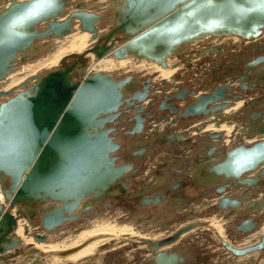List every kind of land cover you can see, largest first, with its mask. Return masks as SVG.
<instances>
[{
    "label": "water",
    "instance_id": "water-1",
    "mask_svg": "<svg viewBox=\"0 0 264 264\" xmlns=\"http://www.w3.org/2000/svg\"><path fill=\"white\" fill-rule=\"evenodd\" d=\"M41 2L0 0V83L18 64L39 57L40 41L62 39L77 29L88 33L93 42L85 53L71 55L72 61L68 63V57L62 67L29 80L20 90L0 91V190L11 206H17V215L36 219L37 227L51 234L78 222L84 212L89 219L97 213L95 206L130 189L126 182L131 166L119 162L121 146L115 141L114 128L108 127L123 97L128 96L126 100L138 108L134 118L140 120L132 135L144 131L139 111L148 98V86L140 92L132 75L85 74V65L80 64L85 55L131 57L166 68L169 59L206 38L258 41L264 34V11L253 0H108V10L101 2L96 4L100 10L83 0H51L45 8L38 7ZM214 51H200L198 56ZM225 90L224 85L218 86L192 97L193 104L181 116L221 114L228 107ZM258 137H264V130L251 138ZM224 158L209 172L236 179L258 170L264 163V139L231 149ZM157 202L161 201L144 198L141 205ZM3 210L0 205V252L19 243V239L10 240L15 220ZM190 227L160 242H149L148 252L154 254L151 264H169L168 251L161 248ZM34 238L48 240L45 235ZM225 247L235 254L248 250Z\"/></svg>",
    "mask_w": 264,
    "mask_h": 264
},
{
    "label": "flooded vegetation",
    "instance_id": "flooded-vegetation-1",
    "mask_svg": "<svg viewBox=\"0 0 264 264\" xmlns=\"http://www.w3.org/2000/svg\"><path fill=\"white\" fill-rule=\"evenodd\" d=\"M247 47L248 48L244 50L245 52L243 54L228 56L227 61H218L221 55L216 52L208 53L213 56L212 60H210L208 64H204L202 62V64H199V67H196L197 69L200 67L201 68L198 70V72L195 71L198 74L195 78H193V80L190 78L192 77L191 74L193 73V71L190 69H193V67H191L192 65L189 64L185 68L186 73L184 71L182 76H176L174 78V82L173 80H171L172 82L155 81V76L153 75H133L136 85L139 84L140 92H143L144 86H148V98L146 101L140 104L144 106V109L139 111L140 117L145 120L144 122L142 121L144 131L140 135H132V131L137 125L136 120L140 119L134 118L137 114L138 108H135L130 104L131 100H126L128 99V96L123 97V102L117 111V117L108 124V127L114 128L116 133L114 135L115 141L121 146L119 156L120 154H122V156H120L119 162L131 166L130 171L127 174L129 175L127 176L128 180L126 182L128 185L129 183L131 185V180L129 179H131L132 176L134 177V172L136 171L135 165H131V162H133L134 159L142 158L140 156V151H131V149H141L146 147H172L173 151H178L182 147L183 150L185 149L187 154H194L200 150L199 147L195 146V142L197 144L199 143L201 151L203 152V155H201L202 157L198 158V162L201 164V167L196 169L192 177H188L189 169L191 168L190 160H188L187 163H185V160L183 162L173 161L171 169L164 170L165 173L163 176L167 179V182L164 181L162 185L159 186L160 189H152L153 196L150 197V199H158L161 201L162 197L164 198V196H166L168 193L173 196L176 190L184 191L190 186L193 188V190H197L198 196L194 197L193 199L191 198L190 200L189 197L185 196L183 192H181L183 195L182 199L185 201H197L201 198L208 197L210 202L205 203V205H214L215 211L221 209H232L233 214L238 215L239 218H236L237 223L233 224V232L236 238H246L249 240L252 238V232L260 229V226L263 225L262 217L264 216V201L255 203L254 200L258 195L264 196V172H260V169H264V163L259 166L258 170L245 172L236 179L231 177L225 178L222 175H217L216 172H209L210 168H214V170L218 168L220 163L224 161L227 151L237 148L241 145L250 147L255 142L264 139V137H258L256 139L251 138L255 132L264 130V61L258 60L259 58L264 57V48H258L259 46L256 42H251V44ZM189 51L190 50H188L185 54L178 56V58L188 54ZM248 54L250 55L249 57L246 56ZM204 56H201L200 58H204ZM225 62L231 64L226 70V72L229 70L232 71L231 77H228L230 84H226L223 82V80H221L220 77L222 75L214 74L216 69L221 70L223 68V63ZM206 67L210 68L209 74L211 76L209 82L213 83L212 90L218 86L224 85L227 87V90L223 91V96L227 99L225 103H228V107L232 106L233 103H236L237 101H248L245 107L238 111V116L234 114L232 116L226 117L223 115V112L221 114L214 115L211 111L200 116H192L187 118L181 116L185 109L189 105L193 104L192 97H196L201 91H203V93L200 94L205 95L206 92L203 90V88H209V86H205V84L208 82V79H203V76L207 75L204 74ZM214 75L215 77L213 80H211ZM191 82L194 84L191 85ZM219 103L220 102H218V104ZM250 105L252 107L249 108L247 112H244V109ZM213 109L216 112L215 108H212L211 110ZM169 116H176L173 119L174 121H170L171 125L174 126L172 132V128L169 130H160L158 125L162 122H169L167 119ZM197 120H200L205 124H210L211 121V123H213L215 126H219L220 124L224 123L227 125L232 124L234 125V131L232 135L228 136V143L225 142L227 138L223 133H216L214 134L216 135L214 138H210L208 135H197V137L194 139V143L191 144L190 141L193 140V138H191V134L185 135L184 131L186 130V125H189L192 121L195 122ZM176 129H180L179 131H182V134L179 132L174 133ZM125 147H128V154V151H122V149ZM192 156L195 158V154ZM163 161H166V159ZM220 190L222 192L218 193ZM121 195H125L126 198L133 196L138 200L140 207L142 206L141 201L145 198L144 195L140 194L138 191L136 192V190L131 192L125 191L114 198H110L111 200L108 199L102 202L100 205L95 206L93 211L97 213H93L92 215L102 214L97 207L111 210V204L122 201L120 197ZM157 196L158 198H156ZM209 196L217 197L214 199L215 201H211ZM171 201H173V199H171ZM158 203L159 202L156 204L150 203L149 205L153 207L160 204ZM121 205V208L125 206L124 203ZM156 210V208H152V212ZM250 210L254 211L249 212ZM175 212L172 213L173 217L175 216ZM182 213L184 217L181 221L183 222L189 215L191 216L194 214V210L192 211L190 208L186 207L183 209ZM253 213L254 215H251ZM88 216V212H84L79 221L83 222L87 220ZM131 220L132 217L125 219V221L129 223H131ZM75 222H77V220H75ZM169 225L171 224L166 222L163 226L167 228ZM256 241H258V243L255 245L250 246L251 244H247L246 247L241 249L235 247L233 248V246L229 244L228 246L222 241L221 243L224 246L231 247L237 251L248 249L242 254H235L231 252V259L233 258L236 260L238 259V256L239 258L257 256V263L260 264V255L264 253V234H262L260 238H257ZM181 247L184 248L182 245ZM176 249H178V252L173 249L168 252L169 258L167 261L169 264H191L193 260H195L193 255L190 257L188 253L181 252L180 247ZM252 249L257 250L254 251ZM151 263L152 258L149 259L148 264Z\"/></svg>",
    "mask_w": 264,
    "mask_h": 264
},
{
    "label": "rangeland",
    "instance_id": "rangeland-1",
    "mask_svg": "<svg viewBox=\"0 0 264 264\" xmlns=\"http://www.w3.org/2000/svg\"><path fill=\"white\" fill-rule=\"evenodd\" d=\"M75 1L79 2L81 0H75ZM83 1L86 4H90V3L94 4V7L98 8L100 10V7H98L96 4L99 3L101 0H83ZM102 3L106 4L105 6L107 7V10H108L109 9L108 8V5H109L108 0H106V1L104 0V2H102ZM231 37H235V36H230V38L229 37L206 38V39H204L203 42H199V43H196L195 45L194 44L191 45L190 51L188 54L184 55L181 58L180 57L175 58L177 61L182 62L183 66L181 68L179 67L181 70L178 69L177 72H175V74L173 75V78H171L168 81L172 82L171 80H173V82H174V78L177 75L178 76H181V74L183 75L185 68L187 67L188 64L192 65L191 67H193V69H190L193 71V73L191 74L192 77H190L193 80V78H195L196 75L198 74L196 72H198V70L201 68L200 67L199 69H197L196 67H199L200 66L199 64H202V62L204 64H208L210 62V60H212V58H213V56L210 54L204 56V58H200L198 56V53L202 50L203 51H209V49H213V50H215L214 52L221 55V58L219 60L217 59L218 61H227V59H228L227 57L231 54L232 51H235V53H239L238 55H240V53L243 52L245 49H247L248 48L247 46H249L251 44V42H253V41L245 42L244 40L241 39L242 42L238 41L236 43L235 41L232 40ZM261 37H260L261 39L259 38L258 41H256V42H258V46H259L258 48L263 49L264 48V44H263L264 43V34ZM227 38H229L230 40H228ZM223 39L225 40L224 41L225 44L222 42ZM51 40H54V39L50 38V40L48 39L47 41H51ZM43 41L46 42V40H43ZM43 41H40V42H43ZM226 41H228V42H226ZM206 42H208V43H206ZM233 43H234V46L232 45ZM216 44H219V45L216 46ZM236 44H237V46H236ZM221 51L223 52V54ZM246 56H248V55H246ZM92 59L93 58L90 57L89 55H85V59L81 60L80 64H84L86 66V69H87V68H89V62ZM68 61L70 62V61H72V59H70V60L68 59ZM171 64H172V61L169 60L167 65L170 67ZM228 64H229L228 62L223 63V65H224L223 68L221 70L216 69L217 72L214 69V71H215L214 74L222 75L220 78L226 84H230L228 77H231V75H232L231 70L226 72L227 68H229L231 65V64H229V65ZM20 65H22V64H18V66H20ZM168 66L166 68H168ZM205 69L206 70H205L204 74H207L206 77L211 76L209 74L210 68L206 67ZM46 72H48V71H45L44 73H46ZM44 73H42V74H44ZM185 73H186V71H185ZM111 74L117 75L115 73H111ZM128 74L132 75V76L133 75H143V76L146 75L145 73H142L141 71L140 72L130 71V72L122 73V74H120V76H124V75H128ZM151 75L155 76V78H154L155 81L166 82V80H167V79H162V80L160 79L159 80V78L157 77L158 73H155V74L151 73ZM148 76H150V74ZM214 77H215V75L211 78V80H213ZM193 84L194 83L191 82V85H193ZM205 86H209V88L204 87L203 88L204 91L208 90V89H213V83H210L209 81L205 84ZM257 92H259V91H257ZM200 93H203V91L199 92V94ZM199 94H197V95H199ZM237 102H239V101H237ZM241 102L243 104L238 108L239 110L244 108L248 101L245 102L244 100H241ZM236 103H233V105L228 107V108L233 107ZM251 107H252L251 105L246 107L244 109V112H247L248 109ZM238 109L235 111L236 113L233 112L231 114H229L231 111L230 109H225L223 111V115L226 117H229V116H232V114L234 115V113H235L238 116L239 115ZM175 117L169 116L167 118L169 122L160 123L158 125V128L160 130L161 129L169 130L170 128H172L171 129V132H172L174 126L171 125L170 121H172ZM210 124H212V127L215 126L213 123H211V121H210ZM224 124L227 125L226 123H224ZM207 126H209L208 123L205 124L200 120H197L195 122L192 121L189 125H186V130L184 131L185 135H189L192 132L191 138H193V140L190 141L191 144L194 143V139L197 137V135H214L216 133H221V134L223 133L224 136L227 138L225 142L228 143V136L232 135V133L234 131L233 130L234 125H232V124L227 125L228 127L230 126L231 130H232L228 134L226 131L217 132V130L216 131L206 130ZM179 130L180 129H176L174 131V133L179 132L180 134H182V131H179ZM195 146L200 148L199 151L194 153L195 158H194V156H192L194 154H187V152L184 151L183 148L182 149L180 148L178 150L179 152L173 151L172 147H160V148L146 147V148H141V149L140 148L131 149V151H140L141 152L140 156L142 158L134 159L133 162H131V165H135L136 171L134 172L135 173L134 177L132 176L131 179H129V180H131V185H130V189H128L126 191L131 192V191L136 190V192L138 191V192H140V194L144 195L145 198L152 197L153 196L152 191L156 190V189H160L159 186L162 185V183L164 181L167 182V179L163 176V174L165 173L164 170L165 169H171V165H172L173 161L183 162L185 160V163H187V161L190 160L191 168L189 169V174H188L189 176L188 177H192L193 173H195L196 169L198 167H201L200 166L201 164H199V162H198V158L202 157L201 155H203V152L201 151V147L199 146V143L197 144L195 142ZM192 148H194V147H192ZM186 149H188V148H186ZM122 151L127 152L128 147L123 148ZM128 153H129V151L127 152V154ZM131 154H133V153H131ZM120 156H122V154H120ZM164 159H166V161H163ZM127 176H129V175H127ZM181 192H183V194L185 196L189 197L190 200H191V198L193 199L194 197L198 196L197 190H193V188L189 186V188L184 190V191L176 190L173 196H171L168 193L166 196H164V198L162 197L160 204L157 206L151 207V205H145V206L140 207L137 199H135V198L134 199H128L125 197V195H121L120 197H121L122 201L111 204L110 205L111 210L106 209V208L102 209V207H97L100 210V212L102 213L100 216L94 214L89 219H87L83 222L78 221V222L72 223V224L64 227L63 229H61V231L59 230L56 233L52 232L51 234L42 232L40 230V228L37 227L38 225H37L36 221H34L36 219H31L30 217H26V215H24V214L21 217H19L18 219L19 220L25 219L27 221L28 227L25 228V235L30 237L33 240V242H35V243H40V242L52 243V242H57L60 240H70L78 232H80L83 229H86L85 227L88 226L90 223L92 224L93 222L100 221V220H103V219L108 218V217H112L113 214L119 215L118 216V220H119L118 224L119 225H130L136 233H140L141 235L151 233V232H153L154 234L163 233L164 238H162L160 241H162L163 239L168 237V235L170 237L171 233H172L171 235H174L175 233L180 231L182 228H184L186 226H191L187 231H185L183 233V236L182 235L179 236L171 244H168L167 246L162 247L160 251L165 250V251L170 252L173 249L176 252H178V249H176V248L180 247L181 252L188 253L190 257H192V255H193V257H195V260H193V262L191 264H229V263L230 264L231 263L232 264H235V263L239 264L238 259H236V260L234 259L235 261H233V258L232 259L230 258L231 251L221 243V241H222L221 237H219L213 231V229L211 227H209V225L212 223L211 221H209L210 219L215 218L216 220H220L221 221L220 222L221 227L223 228V236L225 237V239H227L228 243L231 246L238 248V245L240 247H242L241 245H244V243H245V245H247L245 242L247 240L246 238L237 239L234 232H233V224L237 223L236 218H238V215L233 214L232 209H228V210L221 209V210L215 211L214 205H212V204L205 205V203L210 202L208 197L201 198L200 200H197V201H195V200L190 201L189 200L186 202H182L183 195H181ZM211 192H213V191H211ZM209 197L211 198V201H215L214 199L217 196H214V197L209 196ZM171 199H173L174 202L171 201ZM260 201H264V196L258 195L255 197V200H254L255 203H258ZM123 203L125 204L126 207L124 206L121 208L120 206H122L121 204H123ZM186 207L190 208L192 211L194 210V214H192L191 216L189 215L190 217L188 216L187 219L182 222L181 220L184 217L182 211ZM152 208H156L157 210L152 212ZM13 209L14 208H12V207H8L7 211L12 213ZM171 210H173V211H171ZM252 211H254V210H250L249 212H252ZM173 212H175L174 217L172 214ZM124 214H126V215H124ZM251 215H254V213ZM128 217H132V220L130 221L132 224L125 221V219H128ZM204 220H205V222H204ZM166 222L171 224L167 228H165V226H163L164 223H166ZM222 224H224V225H222ZM262 224L264 225V216L262 217ZM29 225H30V227H29ZM263 225L260 226V229L252 232L251 235L254 236L255 233L256 234L261 233V230H263V227H264ZM78 227H81L80 230L76 229ZM73 231L76 233H74ZM59 233H62L63 236L58 237ZM34 235H37V236L45 235L46 239H48V240L47 241H36L34 238ZM50 235L55 236V239L53 238L54 241H51L53 239L50 237ZM22 240L23 239L21 238L20 243L18 244V247H16L14 250H12V251L8 250L7 251L8 257H5V258H7L8 261L6 260V264H15V263L16 264H24L25 261H26V263L31 262L32 260H34V258L36 260L37 257H30L31 253H33L35 255L37 254V256H39L42 259L43 263L48 262L47 260H45L46 255H48L47 253L40 252L38 249H34L33 246L30 244L25 245V241L24 240L22 241ZM256 240L257 239L250 241L251 242L250 246L258 243V241H256ZM148 241L146 239L136 238L130 242H127V244L125 246H123L121 249H119L118 252L115 250H111V251L107 250L106 254L104 255L105 257L103 258V260H101L99 262L88 261V262H82L81 264H88V263L89 264H95V263L96 264H98V263L99 264H148L150 257L151 258L154 257V254H151L148 252V249H147L148 243L151 242V241H149V242ZM160 241H156V242H160ZM248 242L249 241H247V243ZM151 243H154V242H151ZM181 245L184 248H182ZM124 248H125V251H124ZM126 248H128V249H126ZM30 250H33L34 252H31ZM252 250L256 251L257 249H252ZM29 251H30V253H29ZM113 251H115V252H113ZM260 256H261L260 257L261 258L260 264H261V261L264 260V253H262V255H260ZM118 257H119V259H118ZM238 258H239V256H238ZM33 263L35 264L36 262L33 261ZM250 263L258 264L257 258L250 259V261L247 264H250ZM40 264H42V263L40 262ZM48 264H50V263H48Z\"/></svg>",
    "mask_w": 264,
    "mask_h": 264
},
{
    "label": "bare ground",
    "instance_id": "bare-ground-1",
    "mask_svg": "<svg viewBox=\"0 0 264 264\" xmlns=\"http://www.w3.org/2000/svg\"><path fill=\"white\" fill-rule=\"evenodd\" d=\"M100 2L102 3L104 2V0H101ZM89 38H90V35L88 33L74 30L70 35L62 39H54L51 41L38 43V49L36 51V54L39 57L37 56L38 57L37 59L28 61L16 67V69L6 78V80L0 83V91L8 92L13 89L18 91L20 90L21 86L24 83L29 82V80H30L29 83H31L32 81L36 79V77H40L41 75H43L42 73H44L45 71H50L52 69L62 67L63 60H66L68 57H69L68 59L70 60L71 55L78 56L82 53H85L88 50V48L93 44V42L92 43L90 42ZM229 38L227 39L230 40ZM231 38L236 43L238 41L242 42V40L240 38L238 39V37H231ZM224 39L222 41L223 43L225 41ZM203 41L204 39L200 42H203ZM216 45H219V44H216ZM232 45L234 46V43ZM31 55L32 54H29V58L31 57ZM87 55L93 58L89 62V68L86 69V66L84 67L85 74H89V75L95 72L108 73V74L115 73L117 75H120L122 73L130 72V71L132 72L141 71L142 73H145L148 75L149 74L151 75V73L153 74L158 73L157 77L159 78V80L167 79L166 81H168L171 78H173V75L175 74V72H177V70L183 66L180 63H177L176 59L174 60L169 59L172 61V64L170 65V67L167 65L168 68H162L160 65H157L156 63L148 62L146 60L136 61L135 59L131 57H126V58L119 59V60L108 57V56L103 57L101 59H94L91 53H87ZM202 95L203 94H199L197 96H202ZM2 99H6V98L2 97ZM242 104L243 103L239 101L233 107L231 108L227 107L226 109H230L231 111L229 114H231L235 112ZM214 127H212V124H209L206 130H213V131L217 130V132L226 131L227 134L230 133V131H232L231 127L230 126L228 127L225 124H220L219 126L217 127L214 126ZM0 205L3 206V209H4L3 211H5V213H8L15 220V227L11 231L10 240H13V239L15 240L19 238V243H20V239L22 238L25 241V245L30 244L33 246L34 249H38L40 252H44L48 254L46 255V258H45V260L48 261L47 263H43L42 259L39 256H37V254L35 255L31 253L30 257H37L36 259L37 261L34 258V260H32L31 262L26 263V261L25 262L23 261L24 264H34L33 261L36 262L37 264H40V262L42 264H48V263L50 264H81L82 262H88V261L99 262L103 260V258L105 257L104 255L106 254L107 250H110V251L115 250L118 252V250L121 249L123 246H125L127 242H130L136 238L146 239L147 241L149 240L154 243L164 238L163 233L154 234L153 232H151V233L142 234V235L140 233H136L130 225H119L118 224L119 215L115 214L116 215L115 216L113 214L112 217H108L103 220L93 222L92 224L90 223L88 226L85 227L86 229L81 230L75 236L73 235L74 237L71 238L70 240H60V241L52 242V243H42V242L35 243L30 237L25 235V228L28 227L27 221L25 219H20V220L18 219L19 217L22 216L23 213L21 215L16 214L17 206H11L10 201L5 200V196L3 195L1 190H0ZM8 207L14 208L12 210V213L7 211ZM209 221L212 222V223L210 222L211 224L209 225V227H211L213 231L219 237H221V240L224 243H226V245H228L229 243L227 239H225V237L223 236V228L221 227V224H220L221 221L216 220L215 218H212ZM262 234H264V227H263V230H261V233H257V234L255 233L254 236H251L252 237L251 239L248 238L249 240L245 239L246 244H251L250 241L260 238ZM50 237L52 239L53 238L55 239V236L50 235ZM54 239L51 241H54ZM247 241L249 242L247 243ZM244 245H241L242 247L238 245V248L241 249L247 246V245L245 246ZM14 249L15 248H10L4 252H0V264H6L7 258L5 257H8L7 251L8 250L12 251ZM30 251L34 252L33 250H30ZM124 251H125V248H124ZM255 257L256 256H252L249 258L248 257L240 258V259L238 258V261H239V264H247L250 261V259H253ZM233 261L235 260L233 259ZM263 263H264V260L261 261V264Z\"/></svg>",
    "mask_w": 264,
    "mask_h": 264
},
{
    "label": "snow or ice",
    "instance_id": "snow-or-ice-1",
    "mask_svg": "<svg viewBox=\"0 0 264 264\" xmlns=\"http://www.w3.org/2000/svg\"><path fill=\"white\" fill-rule=\"evenodd\" d=\"M254 3H258L261 11H264V0H253ZM51 0H42V2L38 5L40 8L50 7Z\"/></svg>",
    "mask_w": 264,
    "mask_h": 264
},
{
    "label": "crops",
    "instance_id": "crops-1",
    "mask_svg": "<svg viewBox=\"0 0 264 264\" xmlns=\"http://www.w3.org/2000/svg\"><path fill=\"white\" fill-rule=\"evenodd\" d=\"M216 46H217V45H216ZM220 48H221V47H220ZM244 52H245V51L241 52L240 54H243ZM222 54H223V52H222ZM238 54H239V53H235V51H232L230 55H238ZM230 55H229V56H230ZM249 56H250V55L248 54V57H249ZM220 58H221V56H220ZM176 61H177V60H176ZM177 63H180V64L182 65V62L177 61ZM203 79H208V81H210V76H209V77H208V76H207V77H206V76H203ZM181 149H182V147H181ZM184 151H185V149H184ZM187 157H188V156H187ZM181 195H182V194H181ZM182 202H186V201H185L184 199H182ZM256 257H257V256H256ZM256 257H255V258H256ZM255 258H254V259H255Z\"/></svg>",
    "mask_w": 264,
    "mask_h": 264
}]
</instances>
